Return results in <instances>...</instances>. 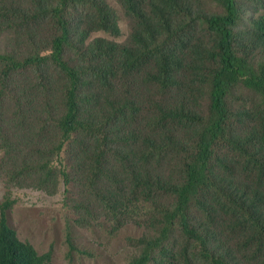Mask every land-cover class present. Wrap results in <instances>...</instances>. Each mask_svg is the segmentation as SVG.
I'll list each match as a JSON object with an SVG mask.
<instances>
[{"label": "trees", "instance_id": "1", "mask_svg": "<svg viewBox=\"0 0 264 264\" xmlns=\"http://www.w3.org/2000/svg\"><path fill=\"white\" fill-rule=\"evenodd\" d=\"M118 1L126 42L106 0H0V264H53L9 213L61 182L78 225L145 229L126 264H264V0Z\"/></svg>", "mask_w": 264, "mask_h": 264}, {"label": "rangeland", "instance_id": "2", "mask_svg": "<svg viewBox=\"0 0 264 264\" xmlns=\"http://www.w3.org/2000/svg\"><path fill=\"white\" fill-rule=\"evenodd\" d=\"M117 13L121 34L111 36L105 33H93V36H107L118 42H126L132 27V18L125 13L124 8L118 0H106ZM91 35V36H92ZM15 34L9 30L0 31V49L4 50L8 45L15 41ZM41 105L45 104L44 95L40 96ZM147 97L141 92L140 100L146 102ZM28 105L23 112L15 107L13 110L5 106L3 111V120L6 126L13 118H19L24 121L23 125L14 129H20V135L17 137L30 148L35 140L30 138V133L37 135L39 122L32 115L36 108V100L27 97ZM196 108L208 113V106L204 103L196 105ZM28 114V115H27ZM146 114L144 110L143 115ZM142 113L140 114V116ZM242 172L238 178H242ZM82 186L75 194L77 200H87L90 194L81 191ZM15 197L17 203L9 213V223L14 227L23 241L32 243L40 254L53 251V264H126L137 246L131 239L141 237L145 229L134 223L128 224L120 232L110 234L105 228L99 226H81L76 222L77 216L73 214L72 209L65 204V183L61 182L59 191L51 195L46 191L37 190L32 186L23 189H16ZM6 194V184L0 179V203ZM67 232H70L74 242L75 249L70 251L67 244ZM232 237V236H231ZM230 237V238H231ZM246 263V261L244 260Z\"/></svg>", "mask_w": 264, "mask_h": 264}]
</instances>
